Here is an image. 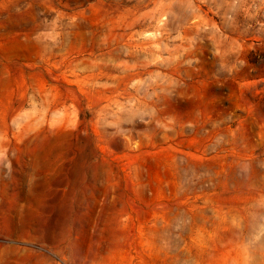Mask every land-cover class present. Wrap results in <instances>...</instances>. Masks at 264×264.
<instances>
[{"label": "rangeland", "instance_id": "obj_1", "mask_svg": "<svg viewBox=\"0 0 264 264\" xmlns=\"http://www.w3.org/2000/svg\"><path fill=\"white\" fill-rule=\"evenodd\" d=\"M0 264H264V0H0Z\"/></svg>", "mask_w": 264, "mask_h": 264}]
</instances>
